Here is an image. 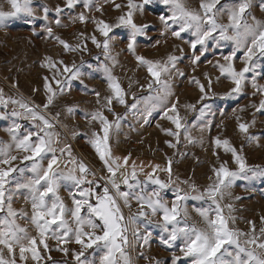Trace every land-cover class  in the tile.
<instances>
[{
    "label": "snow or ice",
    "instance_id": "6c2138e0",
    "mask_svg": "<svg viewBox=\"0 0 264 264\" xmlns=\"http://www.w3.org/2000/svg\"><path fill=\"white\" fill-rule=\"evenodd\" d=\"M4 2L9 5L10 10H4L0 4V26L9 19L21 16L27 18L30 24L37 19L49 20V8L43 6V15L37 16L33 7L34 0ZM80 2L81 0H65L63 8L60 6L55 8L56 16L59 17L65 8L73 10ZM154 2L166 8V12L159 17L163 26L161 36L171 33L172 37L182 39L183 33H190L194 37L188 41L192 49L193 65H198L210 43L216 48L231 43L232 51L222 57L225 63L217 61L213 65L218 68L221 76L229 78L233 85L222 98H238L248 81L246 74L251 72L253 73L251 87L254 89L252 94L259 95L261 99L258 105L253 103L248 107L255 109V113L264 114V85L256 82V69L260 66L258 62L264 58V20L252 15L254 0H199L198 9L190 8L187 0H142L141 3L127 0V11L117 18L116 24L92 18L91 22L95 24L96 31L104 39L99 42L95 35L90 39L97 48L103 49L105 59L112 61L113 67L117 61L111 55L113 37L109 34L113 28L122 27L128 30L127 51L135 56L138 67L147 69L150 79L140 88L141 90L146 88L149 94L140 97L132 94L133 103L128 104V92L121 86L119 79L112 74L107 64L101 66L107 81V95L101 98L100 93L96 92L98 108L84 114L89 126L99 124V130L92 131L91 136L87 138V143L94 149L107 171L106 176H97L96 172L73 155L70 144L65 143L60 147L61 133L56 131L60 113H56L54 117L47 114L54 99L65 90V85L60 80H55L57 88L54 89L48 77H44L46 100L42 105L31 104L22 98L6 97L3 89H0V108L4 110L0 111V120L9 116L16 118L6 129L10 141H0V264H29V261L32 264H43L44 254L54 250L49 246V240L55 241L57 245L55 250L65 255L70 250L63 245L70 243L80 245L79 252H72L76 264H95V261L81 259L85 250L93 249L94 246L101 252L99 264H134L129 249H143L151 236L148 227L153 224L152 218L157 216L159 220L155 222V226L166 234L161 236L162 244L167 248H174L178 241L181 242L179 251L182 257L190 258L191 264H264V217H261V227L258 231L255 222L251 220L247 221L248 231L240 230L230 226L237 220L233 215L235 212L233 203L224 202L226 198L241 199L233 197L231 192L237 179L264 177V167L249 166L246 163L242 154L243 144L240 150H237L227 139L221 140L218 137L213 139L216 149L222 148L225 153L231 154L236 168L230 169L226 161L218 168L214 167L212 169L214 178L210 176V183L203 189L194 183L189 184L188 181L174 180L170 159L167 168L160 169L158 165L155 166L142 182L137 179L134 163L129 176L128 156L121 158L112 154L110 140L113 132L119 129L120 120L127 112L138 110L141 103L144 105L141 114L144 123H148V118L155 110L162 109V118L168 119L176 129L175 132L171 129L162 131L166 135L176 137L179 142L183 129L185 139L189 143L195 142L187 135V128L178 112V101L171 102V107H168L169 98L173 95L171 70L176 67L180 57L170 54L166 60L154 61L135 54L137 37L146 35V30L151 26L135 23L134 13L142 12L146 5ZM83 5L85 10H89L92 6L91 0H83ZM114 7L120 9L124 6L115 4ZM260 8L264 11V0H261ZM96 11L100 12L101 8L97 6ZM74 19L81 23L87 21L83 12ZM55 23L59 26L60 20L57 18ZM45 31L50 37L52 28L47 26ZM60 43L65 50L76 51L80 47L79 45L72 47L62 40ZM180 51L183 52V49ZM238 52L243 53L241 59L244 65L239 70L234 65ZM64 71L70 74L68 80L77 79L80 75L75 64L71 67L65 65ZM177 75L183 76L184 73L177 72ZM205 76L207 78V74ZM193 81L199 86L202 93L200 100L203 101L206 98L205 86L195 78ZM12 87L15 88L16 85L13 84ZM131 87L130 81L129 90ZM210 87L209 80V90ZM114 104L125 108L124 116L113 111ZM9 105L13 106L10 112ZM186 107L195 110L194 105ZM207 107L205 104L199 109L201 115ZM66 111L72 114L75 109L68 107ZM104 111L112 113L114 119L110 121L104 115ZM240 111H244V108ZM21 118L29 121L31 128H23V125L16 122ZM236 120L237 129L245 143L256 141L258 144L260 138L249 132L250 127L255 124V119L245 123L237 116ZM71 135L73 138L77 135L87 136L86 133L76 131ZM165 143L169 147H175L168 141ZM13 152L17 154L14 155ZM216 154L214 149L213 155ZM157 169L168 173L167 181L154 176ZM26 173L30 175H25ZM130 180L134 183H130ZM66 182H70L72 186L69 191L71 208L59 195L61 187ZM121 183L127 187V191H121ZM148 183L154 185L151 191L147 189ZM180 184H186L187 189H182ZM168 189L172 190L170 203L164 195ZM20 198H23L25 205H30V211L27 207L17 209L13 206L14 201ZM120 200L123 201L124 207L129 209L132 207L131 201H135L137 210L125 217L118 203ZM189 200L203 202L202 206H194V211L200 218L199 223L195 221L189 223L191 219L187 208ZM20 221L24 223L21 224ZM141 225L144 228L143 232ZM29 226L35 230V235L29 230ZM130 228L131 240L128 235ZM139 255L143 257V251ZM182 257L173 255L172 264H178ZM47 259L51 260V257L48 256ZM156 264H159V261Z\"/></svg>",
    "mask_w": 264,
    "mask_h": 264
},
{
    "label": "rangeland",
    "instance_id": "374dc122",
    "mask_svg": "<svg viewBox=\"0 0 264 264\" xmlns=\"http://www.w3.org/2000/svg\"><path fill=\"white\" fill-rule=\"evenodd\" d=\"M65 0H34L33 7L36 9L37 16L43 15V6L49 8V20L44 21L37 19L31 24L27 22V18L21 16L16 19H9L0 26V89L6 97L16 99H24L31 104L42 105L45 100L44 77H48L51 86L56 89L55 80H60L65 85L62 95H58L52 105L47 110L50 117H54L56 113H60L59 124L56 131L61 133L60 147L65 143L71 145L72 153L79 160L83 161L90 169L94 170L97 176L107 175L106 169L99 160L94 149L87 138L91 136L92 131L99 130V124L88 125L84 118L85 113H91L98 108L96 104L95 93L99 92L101 98L107 95V81L102 65L107 64L111 68L112 74L119 79L121 86L128 92L127 102L133 103L132 94L137 97L147 96V89L141 90V85H146L148 79L147 69L138 67L135 56L127 51L128 30L125 28H113L109 34L111 40V55L115 57L117 63L113 67L112 61L106 60L102 48H97L90 39L95 35L97 41L102 42L104 37L96 31L92 18L104 20L109 24H116L117 18L127 11V0H91V8L85 10L83 0L73 9L65 8L63 13L57 17L55 8L57 6L64 7ZM141 3L142 0H136ZM261 0H254L251 9L252 15L257 19L264 20V11L260 8ZM4 10H10L9 5L0 0ZM115 4H121L124 7L115 9ZM190 8H199V0H187ZM101 8L100 12L96 11V7ZM81 12L87 17L85 23H81L78 19H74ZM166 12V8L159 3L146 5L142 12L134 13V21L137 24H147L151 27L146 30V35L138 36L136 42V55L144 56L149 60H166L168 55L180 57L176 62V67L171 70V86L173 95L169 98L168 107L171 102L178 101V112L182 121L187 128V135L191 137L194 143H189L185 139V132L182 129L179 142L174 136L166 135L162 129H171L176 131L175 126L166 118H162V109L155 110L148 118V123H144L141 114L144 109L143 103L140 104L138 110L128 111L124 116L125 108L119 104H114L113 111L124 116L120 120V127L112 134L110 144L112 154L115 157L128 156L127 172L130 176L133 170V163L136 167L137 179L146 180V174L151 173L155 166L160 169L168 167V160L172 161L171 170L172 178L179 181H188L189 184L194 183L200 189L206 187L209 183V177L214 178L212 169L219 167L221 163L227 162L230 169H235L231 154L225 153L223 149H216L213 144L214 138L221 140L227 139L230 144L240 150L243 144V156L249 166L259 165L264 167V114L255 113V109L248 107L250 104H257L261 97L253 95L254 89L251 87V79L253 73H247L248 81L245 84L243 93L237 97L222 98L231 87V80L226 76H221L218 68L214 67L219 61L225 63L222 57L228 55L232 51L231 43L225 44L221 48L213 47L210 43L208 50L201 57L198 65L191 63L192 49L188 41L194 39L190 33H183L182 39H176L168 33L161 36L162 24L160 15ZM60 20V25L55 23L56 19ZM226 22V17L224 18ZM50 26L52 34L49 37L45 28ZM83 34V35H81ZM59 39H56V38ZM86 37H88L86 39ZM65 41L68 45L76 47V51L65 50L60 41ZM159 41V43H157ZM86 48V50H85ZM183 49V52L180 50ZM199 55V51H197ZM243 53L238 52L234 65L237 70L242 68ZM62 62V63H61ZM256 69V82L264 85V58L259 62ZM75 64L79 68L80 75L77 79L68 80L69 73L64 71V66L71 67ZM177 72L184 73L183 76L177 75ZM207 74V78L205 76ZM219 77V79H217ZM167 78V77H165ZM198 80L200 84L205 86V99L200 100L202 93L199 86L193 81ZM209 80L211 87L209 90ZM132 87L129 90V83ZM16 87L13 88L12 85ZM38 89V91H34ZM207 104L208 107L201 115L199 109ZM194 105L195 110L186 107ZM9 105L8 111L12 109ZM73 107L75 111L69 114L66 109ZM244 108V111H240ZM0 111H4L0 108ZM255 113V116L253 115ZM104 115L111 121L113 115L104 111ZM172 115H175L172 113ZM241 118V122H251L255 119V124L250 127V134L259 137L258 144L256 141L245 143L241 133L237 129L236 117ZM199 117V119H197ZM13 118L9 116L7 119L0 120V141L9 142L10 137L7 128L11 126ZM23 128H31L29 121L17 119ZM66 125L67 127H62ZM203 127V130H202ZM23 131V129H22ZM86 133L85 135H77L72 137L71 133ZM165 141L175 145L169 147ZM216 155H213V151ZM13 154H17L13 152ZM19 165V162H16ZM27 163V162H26ZM46 161L44 162L46 166ZM123 163V160H121ZM22 166V165H19ZM61 169H64L63 163ZM123 171V169H122ZM25 175H30L26 173ZM250 175V174H249ZM154 176L162 181L168 180L166 171H157ZM117 179L119 180V174ZM103 183V181H101ZM130 183L134 181L130 180ZM182 189H187L186 184L179 185ZM71 183L66 182L61 187L59 195L63 198L65 204L71 208L72 200L69 195ZM154 185L147 184L148 191H151ZM127 187L121 183V191H127ZM233 197H241L240 200L225 199V203L231 202L234 205L235 212L233 215L237 217L236 223L230 225L243 231L249 230L247 221L255 222L257 231L261 227V217H264V177H256L254 179H237L231 189ZM114 194V193H113ZM165 198L171 202L172 190L168 189L164 193ZM125 215L128 217L132 212L137 210L135 201H131L132 207L126 208L123 201H118ZM203 202L189 200L187 208L191 219L199 223L200 218L194 211V206H202ZM13 206L17 209L27 207L30 211V205H25L23 198L14 201ZM206 206V205H204ZM69 219L70 216H69ZM153 224L149 225L148 230L151 236L143 249H129L134 264H172L173 255L181 256L179 251L181 242H177L176 247L167 248L161 242L163 234L160 228L155 226V222L159 217H154ZM23 224V221H20ZM141 232L144 231L141 225ZM29 230L35 235V230L29 226ZM129 239H132V231L128 233ZM49 246L53 248L50 253H45L43 264H76L72 252H79L80 245L70 243L63 245L69 248V252L65 255L63 252L55 250L57 245L55 241H48ZM143 251L144 256L139 253ZM101 252L95 249H86L81 259H88L99 264V256ZM50 256L51 260L47 257ZM146 257V258H144ZM29 264H32L29 261ZM178 264H191L190 258L182 257Z\"/></svg>",
    "mask_w": 264,
    "mask_h": 264
},
{
    "label": "built area",
    "instance_id": "2783aa9c",
    "mask_svg": "<svg viewBox=\"0 0 264 264\" xmlns=\"http://www.w3.org/2000/svg\"><path fill=\"white\" fill-rule=\"evenodd\" d=\"M92 170V169H91ZM92 171H94V170H92ZM95 172V171H94ZM89 178H91V177H89Z\"/></svg>",
    "mask_w": 264,
    "mask_h": 264
}]
</instances>
